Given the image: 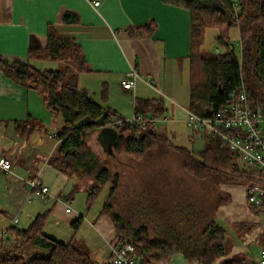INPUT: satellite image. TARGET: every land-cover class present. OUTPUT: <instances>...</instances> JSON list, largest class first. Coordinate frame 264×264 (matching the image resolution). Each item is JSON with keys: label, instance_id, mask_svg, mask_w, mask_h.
I'll return each mask as SVG.
<instances>
[{"label": "trees", "instance_id": "16d2710c", "mask_svg": "<svg viewBox=\"0 0 264 264\" xmlns=\"http://www.w3.org/2000/svg\"><path fill=\"white\" fill-rule=\"evenodd\" d=\"M163 1L191 13L189 110L207 115L208 109L219 108L233 91L243 88L251 106L264 110V0ZM59 20L73 24L79 19L68 10ZM234 27L241 37L239 55L229 41ZM139 28L152 33L155 26L148 21ZM210 29L217 30L216 39L226 49L223 53L204 48ZM34 61H51L57 68L41 69ZM0 63L6 75L36 90L51 113L61 116L62 124L55 134L58 147L50 162L57 160L59 163L54 164L63 171L90 179V202L110 182L103 213L112 219L120 242L133 245L132 254L140 264H166L175 253H182L189 263L216 264L226 255L228 232L216 220V214L231 197L220 185L242 184L250 192L254 185L264 183L261 174L239 163L235 151L223 147L218 137L209 136L204 149L196 152L174 145L171 139L151 129V122L126 123L105 106L109 99L107 85L100 101L80 86V74L92 68L77 41L61 34L55 24L48 26L43 38L32 39L26 62H9L0 55ZM165 109L160 99L138 98L134 115L157 117ZM101 119L113 123L118 133L116 144L105 157L88 144L89 137L99 130ZM24 127L22 122L17 123L16 130L29 138L34 129L26 132ZM123 164L140 175L131 193L117 168ZM177 166L184 178L171 181L169 176ZM153 169L157 172L146 177V171ZM250 206L255 212L262 209ZM4 214L6 211L0 208V216ZM50 215V210L39 214L27 228L9 227L0 238V264H97L75 242H62L45 232ZM80 223L81 218L74 221L76 232ZM30 244L49 253L27 258L23 250ZM220 264L252 262L241 254L221 260Z\"/></svg>", "mask_w": 264, "mask_h": 264}, {"label": "crops", "instance_id": "0c3cea01", "mask_svg": "<svg viewBox=\"0 0 264 264\" xmlns=\"http://www.w3.org/2000/svg\"><path fill=\"white\" fill-rule=\"evenodd\" d=\"M93 1L0 0V55L9 62H26L32 39L43 38L47 34L48 26L55 24L61 34L73 37L81 46L86 61L92 68L91 72L85 74L91 78L89 82L94 88L93 93L99 95V100L92 97L96 101H100L104 85H107L109 99L105 106L124 119L134 115L135 101L138 98L160 99L164 106L168 101L170 104L165 107L164 116L160 120L170 123L178 116L183 118L185 113L188 116L190 11L167 4L163 0H99L98 6ZM68 10L78 15L79 20L76 23L60 22L61 14ZM148 21H152L155 26L152 33L139 28ZM43 63L44 61H34L39 68ZM134 70L139 75L135 85L124 88L122 80L131 77ZM79 81L81 82V77ZM81 87L88 92L91 89L85 85ZM21 122L26 132L28 128L34 129L29 138L21 136L16 130L17 123ZM102 124L116 130L113 123L100 122L101 126L95 132L97 139ZM156 126L151 129L169 137L168 129L164 126L157 129ZM170 132L174 135L175 130ZM98 141L105 153L109 154L111 149L105 147L104 141ZM57 147L58 139L52 127V114L40 94L6 75L0 63V159L10 160L13 167L10 172L0 167V179L3 181H0V208L6 211L1 216L18 210L19 215L25 214L28 221H33L39 215L37 210L27 205L31 204L34 193L30 192L26 181L39 175L42 180L44 174L50 175V170H54L57 175L62 173L61 168L50 162ZM82 179L84 185L88 186V181L85 183L86 178ZM45 186L48 187L47 184ZM220 189L231 197L216 214V220L228 232V251L221 260L246 254L251 262L254 260L255 264H260V254H254L252 245H258L260 251L264 249V209L255 212L247 203L245 185L221 184ZM50 193L52 196L44 199H54L59 202V206L54 202V208H50L49 203H45L44 211L51 212L47 225L55 215L63 216L65 222L71 226L81 218L77 232L74 230L67 242H75L88 251L97 264H107L111 259L110 241L116 235L110 216L101 213L95 220L87 222L86 215L81 210L72 208L71 212L66 211V203L70 204V198L63 200L62 194L52 189ZM88 227L96 235L81 234V239H77L79 242L75 241L76 234ZM7 232L2 228L0 238ZM46 233L65 242L55 232ZM256 251H259L257 247ZM221 260L216 264H220ZM166 264L203 263H189L182 253H175Z\"/></svg>", "mask_w": 264, "mask_h": 264}, {"label": "rangeland", "instance_id": "374dc122", "mask_svg": "<svg viewBox=\"0 0 264 264\" xmlns=\"http://www.w3.org/2000/svg\"><path fill=\"white\" fill-rule=\"evenodd\" d=\"M217 30L214 29H210L207 31L206 34V42L204 45V48L207 51H216L217 49H219V52L223 53L226 49L225 46L223 44H221L217 39H216V35H217ZM229 37H230V43L234 45V49H235V53L236 54H240V50H241V37H240V32L239 29L234 27L230 30L229 33ZM41 69H56L57 68V64L51 61H44L43 64H41ZM81 77V84L80 86H89L91 89L89 91L90 96L96 98L97 100H99V95H96L93 93V86L90 85L91 78H88V76H86L85 73L80 74ZM89 79V80H87ZM88 81V82H87ZM90 81V82H89ZM166 106H168V101L165 102ZM165 106V107H166ZM187 112V111H186ZM170 113V112H169ZM168 113V114H169ZM52 114V113H51ZM171 114H169L170 116ZM134 115H132L131 117L127 118V119H132ZM164 116V115H162ZM161 116V117H162ZM186 113L185 116L182 118L180 116L176 117V119L174 120V122H168L165 120H159L161 122L158 121V123L156 124V128L159 129V127L164 126L167 130V132L169 133V137H167L168 139H171V142L178 146V147H182L185 149H189V150H194L196 152H199L201 150L204 149L205 144H206V140L200 138L190 127L187 126V123L185 122L186 120ZM164 118V117H163ZM170 118H173L170 116ZM172 121V119L170 120ZM62 124V120H60V116H55L52 114V127L54 130V135L56 134L59 126ZM101 126V125H100ZM175 130L174 135H172L173 133H171V130ZM42 139V138H40ZM54 142V140H51ZM88 144L96 151L98 152L102 157H105L107 154L105 153L103 147L100 145L98 139H97V135L96 133H93L89 139H88ZM45 145V143L43 144ZM58 154V153H57ZM175 154H171V156L174 158ZM59 156V155H57ZM167 156V155H166ZM170 156V155H169ZM45 159V158H44ZM239 160V159H238ZM54 161V160H53ZM57 161V160H56ZM52 162L54 163H59V162ZM239 163L241 165H244L240 160ZM61 167V166H60ZM118 170L121 171L122 176H123V182L125 184L126 187H128L127 189L133 192L134 188H135V184H138L136 182H138V179L140 177V175L137 174V172H135L134 170L131 169V167H129L128 164L126 165H119V167L117 166ZM62 169V168H61ZM50 175L46 176L45 174L42 176V182L43 184H47L48 187L50 189H52L53 191H56V193L58 194H62L61 198L63 200H66L68 198H70V206L73 209L76 210H81L83 212V214H85L86 221H90V220H95V218H97L101 213H103L104 210V204H106V202L108 201V197H109V191H110V182L105 184L101 191L99 192V194L92 200V202H90L88 200L89 198V190H90V186H91V181L90 179H86L85 183H87L88 181V186L85 184L84 185V181H83V177L74 174L68 170L63 171L62 173H59L57 175V173L54 170H50ZM157 171L155 169L153 170H147L145 175L146 177H150L153 176L154 173H156ZM181 169L177 166V168H175L173 170V174H170L169 178L171 181L180 179V178H184L183 173H181ZM40 179V175L38 176ZM155 177V176H154ZM2 179V178H1ZM0 179L1 182H3ZM126 189V190H127ZM122 190V187H121ZM120 190V191H121ZM34 194L32 195V202L31 204H27L28 206H32L33 209L37 210V212H39V214L44 213L45 209V203H49L50 208L53 207L54 205L57 204L56 206L58 207L59 202H55L54 199H44L43 196H41L40 194H37L36 192H33ZM129 194V193H128ZM126 192V196L128 195ZM39 195V196H38ZM60 196V195H59ZM55 202V204H54ZM11 206V204H10ZM28 210V209H27ZM24 211L26 212L25 208ZM32 211V210H31ZM19 211H11L10 213L7 214V216H1L0 217V230L3 228L5 230H8L9 227L13 226H17L18 228H27L29 227V225L31 224L30 222L32 221H28L25 218V214H18ZM54 213V212H53ZM38 214V213H37ZM18 220H17V219ZM27 221H26V220ZM47 225V223H46ZM88 225V224H87ZM45 232H55L59 238L63 239L65 242L70 240V237L74 234V227L71 226V224H67L65 222V219L63 216L61 215H55L52 216L51 220L48 222V225L45 226ZM81 234L85 235H92L95 236V231H92L91 228H86V229H81V231H79L76 234V240L79 238L81 239ZM99 241V240H98ZM79 242V240L77 241ZM82 242V241H80ZM24 256L29 258L31 256H45L47 255L49 252L46 249H42V248H38L36 246H34L33 244H30L29 246H26L24 248Z\"/></svg>", "mask_w": 264, "mask_h": 264}, {"label": "built area", "instance_id": "2783aa9c", "mask_svg": "<svg viewBox=\"0 0 264 264\" xmlns=\"http://www.w3.org/2000/svg\"><path fill=\"white\" fill-rule=\"evenodd\" d=\"M93 2L96 6L100 4L99 0ZM138 76L134 70L131 77L122 80L123 87L132 88ZM187 114L188 127L200 138L218 137L222 146L235 151L239 160L247 168L264 177V110L251 106L245 88L233 91L229 99L219 108L212 110L210 114L200 115L190 110ZM160 117L145 118L134 115L132 119H125V121L128 124L138 125L151 122L155 126ZM0 167L6 172H10L13 168L8 159H0ZM26 185L30 192H36L43 197L52 196L50 189L41 182L39 177L27 180ZM246 199L249 205L264 209V183L254 185L250 192H247ZM66 211H72L69 203H66ZM110 248L111 259L107 264H140V261L132 254L133 245L121 243L118 236L115 235L111 239ZM259 262L264 264V249L261 250Z\"/></svg>", "mask_w": 264, "mask_h": 264}, {"label": "water", "instance_id": "95a60500", "mask_svg": "<svg viewBox=\"0 0 264 264\" xmlns=\"http://www.w3.org/2000/svg\"><path fill=\"white\" fill-rule=\"evenodd\" d=\"M212 109H208L207 113H211ZM103 122L102 121H98ZM117 138H118V133L114 128L111 127H105L104 124H102V129L100 131V133L98 134V139L100 141H104L105 147L110 148L112 150L113 146L116 144L117 142ZM256 247L259 251H256ZM252 251L254 252V254H260V247H258V245L253 244L252 245ZM252 264H255V261H252Z\"/></svg>", "mask_w": 264, "mask_h": 264}]
</instances>
